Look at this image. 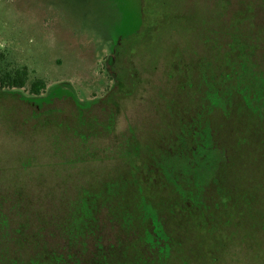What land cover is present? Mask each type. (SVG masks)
I'll return each mask as SVG.
<instances>
[{
  "label": "rangeland",
  "instance_id": "374dc122",
  "mask_svg": "<svg viewBox=\"0 0 264 264\" xmlns=\"http://www.w3.org/2000/svg\"><path fill=\"white\" fill-rule=\"evenodd\" d=\"M130 2L135 29L117 32L115 0H0V65L46 82L0 88V242L64 241L81 258L114 245L94 264H264V123L238 92L226 108L223 75L245 56L264 66V0ZM97 193L110 203L89 222L79 202Z\"/></svg>",
  "mask_w": 264,
  "mask_h": 264
},
{
  "label": "trees",
  "instance_id": "16d2710c",
  "mask_svg": "<svg viewBox=\"0 0 264 264\" xmlns=\"http://www.w3.org/2000/svg\"><path fill=\"white\" fill-rule=\"evenodd\" d=\"M248 7V6H247ZM249 9H252L253 11L256 10V8L251 7ZM258 14L257 11L254 13V15ZM249 55L252 54V52H247ZM244 52V54H246ZM233 55V54H232ZM232 60V59H231ZM229 60V61H231ZM263 60V59H262ZM254 61V62H253ZM237 64H231L226 66V73L223 72L224 77L226 76V97L228 98V102H226V108L227 106L233 105V99L235 92H238L241 94L243 102L246 104L247 108L252 112L257 114L261 120L264 118V66L260 68V66L257 65L256 59H250V57L245 56L244 60L236 61ZM229 69H228V68ZM258 76L255 78V76ZM29 85V90L32 94L40 95L42 91L46 87V82L42 78H38L36 80H30V73L27 66H23L22 68H10L8 66H1L0 65V88L1 90L4 89H13V88H23ZM216 89L221 90L220 88L216 87ZM227 110V109H226ZM210 133V132H209ZM203 133H201L199 130H196V138L199 139V137H202ZM215 138L210 137L208 140L214 141ZM197 143V142H196ZM191 145V148L189 151L191 152V155L194 154V156H198L197 154L203 150L204 145ZM184 146H189L185 141L183 142ZM196 146V147H195ZM202 146V148H201ZM206 146V145H205ZM208 146H210L208 144ZM210 149V148H209ZM180 151V150H179ZM180 152H185L184 150ZM189 152V153H190ZM210 153V152H209ZM176 155V154H175ZM175 155H168L163 156L162 160H160L162 171L165 173V175L168 177L170 182L173 183V180L170 178L169 170H174L172 165H165L164 160L169 157H173ZM194 162H191L187 164L186 166V172L190 170V172L193 174V171L195 166H192ZM206 165V162L203 164V166ZM202 166V167H203ZM200 171V169H199ZM199 174V173H198ZM186 175V174H185ZM191 175V174H190ZM187 176V175H186ZM187 182L190 181V177H186ZM127 184V182H116L114 185L110 186L109 190V198L111 201L115 198V196L118 194V191L115 189L116 184ZM129 184V183H128ZM102 195V194H101ZM89 197V195H88ZM89 199V198H88ZM87 198L83 197L79 204L80 205V213H84V215L88 218V221H94L99 220L97 219V212L100 208V205L107 206V204L110 203V201L106 202L104 198L100 196V194H94L93 199L89 201ZM102 200V201H101ZM141 217L144 220H150L154 229L155 233L162 236L167 235L164 229V226L162 224V221L159 216L158 210L149 202L142 200L141 203ZM151 212V214L149 213ZM99 217V216H98ZM123 218L127 223H124V225L128 224L129 218V212H126ZM87 222V221H86ZM88 223V222H87ZM63 227V224L60 226ZM129 227V226H128ZM160 229V230H159ZM161 231V232H160ZM157 234V237H158ZM160 235V236H161ZM161 236V237H162ZM169 237V236H168ZM159 238V237H158ZM149 239L151 241H154V237L150 234ZM101 241V240H100ZM15 244V243H14ZM69 242L65 243L63 241H56L52 242L50 245L48 242H42V241H31L28 242L27 240H22L18 243H16V248L13 249L12 254H8L10 248V245L7 244L6 247L5 243L0 242V250H4L3 254H0V264H49L48 261L45 262V260L53 261L55 264H94V262L100 258H107L112 257L115 259L117 257L115 254H111L108 250L109 248H113L114 245H109L104 241L93 243L94 248H90V244H86L84 247L85 249L84 254L82 253V258L80 257L79 253H76V250L72 249L71 247H68ZM162 242L159 239H156L155 242H153V245H160ZM170 248L168 241L163 244V246L160 248L162 252V256L168 257L170 254ZM21 250L23 256L16 254V251ZM97 250L93 254L85 255L87 250ZM100 250V253H98ZM11 251V250H10ZM72 251V252H70ZM68 252V253H67ZM103 255V256H101ZM101 256V257H100ZM88 257V258H87Z\"/></svg>",
  "mask_w": 264,
  "mask_h": 264
},
{
  "label": "flooded vegetation",
  "instance_id": "af4514ba",
  "mask_svg": "<svg viewBox=\"0 0 264 264\" xmlns=\"http://www.w3.org/2000/svg\"><path fill=\"white\" fill-rule=\"evenodd\" d=\"M115 1L118 4L117 9L120 11V14H121V17L118 20L117 32H119L120 31L119 29H122V28L125 29V32H129V31L132 32L135 29V27L133 25V21H134L133 8L134 7L129 6L131 3L130 0H115ZM124 3L128 4V6H124ZM119 46L120 47L122 46V42H119V41L113 42V49L117 50ZM224 71L226 73V70H224ZM263 120H264V118H263ZM263 120H262V122L264 123Z\"/></svg>",
  "mask_w": 264,
  "mask_h": 264
}]
</instances>
